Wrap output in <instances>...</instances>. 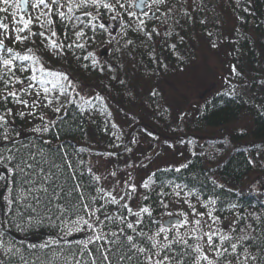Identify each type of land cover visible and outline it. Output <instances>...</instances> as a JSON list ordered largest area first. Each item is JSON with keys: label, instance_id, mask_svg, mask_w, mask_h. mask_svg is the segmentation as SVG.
Instances as JSON below:
<instances>
[{"label": "trees", "instance_id": "obj_1", "mask_svg": "<svg viewBox=\"0 0 264 264\" xmlns=\"http://www.w3.org/2000/svg\"><path fill=\"white\" fill-rule=\"evenodd\" d=\"M217 2H222L231 10L234 25L219 24L216 28V25L205 23L202 27H192L188 33L181 25L179 30H171V35H166L165 40L156 39L154 33L150 40L143 32L135 33V37L130 29L125 39L102 60L96 56L100 66L104 67L103 72L86 68L85 65L90 64V61L76 57H83L88 52L96 54L97 36L103 35L107 39L108 25L106 30L97 27L95 33L85 24L79 25L76 31L83 28L85 32L80 43H85L93 35L95 40L88 41L83 50L65 48L66 58L53 55L50 44L39 36L32 38L34 44L28 41L9 44V47L21 53L32 47L46 67L69 73L76 82V89L84 91L81 95L91 99L95 107L81 114L76 104H71L56 114L52 108L40 105L35 108V116L26 114L21 118L18 113L23 111L24 106L10 102L7 104L12 109L11 125L8 127L10 139L7 142L0 141V147L7 144L8 147L15 145L26 148L28 145L35 146V140L37 147H44L45 151L62 145L89 161L99 162L96 166H91L89 162L97 175L102 172L96 168L106 163L108 173L115 171L116 176L101 180V186L109 190L115 188L114 195L119 198L124 188L123 182L130 178L136 185L130 207L134 211L140 205L153 209V219L145 217L144 228L148 222L156 225L155 221L162 222L168 218L164 213L170 212L169 204L166 209L159 208L158 202L154 200V193L161 184L175 183L186 185L187 190L208 191L207 194L219 197L223 205H236L232 211H237L240 217L245 218L236 225L237 233L253 237L246 240L245 244L259 255L260 249L264 248V0ZM30 12L34 17L35 12L31 8ZM53 19L56 20L55 31L65 44L75 40L71 29L68 30V39H64L63 25L58 18ZM83 19L87 22L86 17ZM152 28L146 29L145 26L146 31ZM32 31H41L35 22ZM209 32L211 36L207 35ZM180 37H183L182 41ZM127 40L133 43L126 44ZM142 40L147 43L145 48L135 45ZM212 43H216L217 47L213 48ZM107 44L112 47L115 41ZM172 44L176 45L174 50L170 47ZM198 45L214 50L217 56L223 75L218 74L220 70L213 71L212 75H219V89L204 101L190 104L186 100L174 102L167 94L166 87L173 77L198 68ZM109 65L113 70H109ZM233 65L240 75L232 72ZM113 75L124 79L127 85L117 84L111 79ZM232 89H235L234 93L225 94ZM153 90L158 93L156 97L150 95ZM70 95L84 108H89L75 93ZM97 95L103 96L104 101L93 99ZM29 97L21 95L28 102L31 101ZM167 98L169 101L165 103ZM61 103H67L66 99L61 97ZM181 113L187 114L182 120L179 119ZM41 114L45 116L44 121L39 118ZM61 120L63 123H59ZM52 121L57 122L58 126L52 127L50 132L38 134L34 131ZM44 141H51V145H44ZM139 147L141 149L137 150ZM81 148L83 152H80ZM170 155L188 166L179 172L173 170L179 166L158 170L153 168L156 159H167ZM250 159L255 163H249ZM129 164L133 166L128 167ZM152 173H155V183L151 185V190L143 189L141 183ZM256 185L258 188L254 189ZM144 195H148L149 199L144 200ZM111 207L112 213L124 211L119 206ZM256 216L260 217L259 222L255 221ZM246 225H253L255 231L247 229ZM53 229L45 223L31 228L25 225L23 230L11 225L5 238L24 247V260L35 259L33 250L27 245H39L50 239L57 232ZM239 229L245 231L240 232ZM12 232L17 233L22 240L12 239ZM77 235L78 239L84 237L82 232ZM36 255L44 256V253L37 252ZM18 264H23V261Z\"/></svg>", "mask_w": 264, "mask_h": 264}, {"label": "snow or ice", "instance_id": "obj_2", "mask_svg": "<svg viewBox=\"0 0 264 264\" xmlns=\"http://www.w3.org/2000/svg\"><path fill=\"white\" fill-rule=\"evenodd\" d=\"M146 5L147 11L144 10ZM161 6L164 9L162 13ZM30 8L35 12L34 17L29 12ZM135 9H140V15H137ZM197 10H207L204 0H200L199 4L197 0H0V14H3L0 15V107L3 109L0 111V141L7 142L10 139L8 127L11 125L12 109L7 107L10 102L32 109L27 113L20 111L18 115L21 118L26 114L35 116V108L40 105L52 108L56 114H60L62 109L66 110L71 104H76L81 114L95 107L91 99L80 95L76 82L70 78L69 73L46 67L34 48L28 47L21 53L14 47H9L6 41H11L13 45L25 41L34 44L32 38L39 36L42 41L50 44L53 55L66 58L65 48L83 50L88 41L95 40L93 35L88 37L85 43L79 42L85 37L83 28L76 31L81 24H85L95 33L97 27L106 30V25L102 22L105 16L113 21L121 20L123 24L122 17L127 15L136 21L134 31L143 32L150 40L153 33H160L155 27L146 31L145 18L160 19L157 13H161L167 20L173 14L179 13L181 17L191 20L193 11ZM8 16L12 18L11 26L6 23ZM53 17L58 18L63 25L64 39H68V30L71 29L75 40L65 44L58 37L55 31L56 20ZM34 22L41 31H32ZM200 23L205 24L207 21L201 20ZM123 27L121 39L127 35V29L131 25L124 24ZM23 33L27 35H22ZM107 34L112 37L108 42L112 43L115 37L111 31ZM207 35L211 36L212 33ZM54 37L56 39H53ZM180 39L182 41L183 37ZM132 43L131 40L126 41V44ZM211 46L215 48L217 44L212 43ZM170 47L174 50L176 45L172 44ZM76 59L90 61V64L85 65L86 68L104 71L94 52H88L83 57L77 56ZM153 59L155 60V57ZM108 68L113 70L111 65ZM232 72L240 75L236 72L235 65L232 66ZM111 79L117 84L127 85L118 75H113ZM17 85L20 87L17 88ZM234 92L235 89H232L225 94ZM70 93H75L89 108H84ZM22 94H35L36 99L29 105L27 99L21 98ZM128 94L132 95L131 92ZM150 95L156 97L158 93L153 90ZM61 97L65 98L67 103H61ZM93 99L104 101V97L99 95ZM185 115L187 114L181 113L179 119L182 120ZM39 118L45 120L43 114ZM57 126V122L52 121L45 123L42 128H35L34 131L38 134L48 133L52 127ZM42 143L51 145V141ZM83 151L81 148L80 152ZM101 155L113 156L115 153ZM249 163L254 164L255 161L250 159ZM187 166L182 164L173 170L179 172ZM0 169L3 170L0 171V252L5 257L19 254L15 244L9 243L5 238L11 225L23 230L25 225L31 228L47 221L50 226L58 229L55 235L45 242L27 245V248L33 250L35 259L24 260L21 257L23 264H233V260L236 264L264 262V248L260 249L259 255H253L245 244L246 240L253 237L247 234L234 236L232 233L238 231L236 227H218L204 231L202 220L205 214L211 224L219 223L220 218L214 215L216 200L201 202V207L206 212L198 213L190 199L196 193L191 189L185 191L186 185L175 184L168 193H165L161 186L159 194L161 197L174 195L183 199L192 215L197 218L190 222L188 213L182 210L177 213L165 212L164 215L168 216L171 222L155 221L156 227L149 232L143 225L145 217L153 219V209L140 205L138 210L134 211L130 207V200L136 193L135 183L130 178L125 180L124 188L117 198V195H114L115 188L109 190L101 186V176L92 171L89 162L82 158L71 159L62 145L45 151L44 147L34 145L25 148L15 145L8 147L4 144L0 147ZM109 175L115 177L116 172L112 171ZM85 176L89 177L87 182L84 181ZM154 176L155 173L150 174L148 179L141 183V187L151 190V185L155 183ZM143 199L148 200L149 196L144 195ZM197 200L199 201L198 196ZM158 204L165 209L168 207L164 199H160ZM110 206H119L124 211L109 213ZM232 207L235 208L236 205ZM242 219L245 218L238 216L233 222L234 225H238ZM254 219L260 221L259 216ZM182 228L186 229L183 233ZM246 228L255 231L253 225H246ZM239 231L244 232L245 229ZM81 232L84 233L83 238H72ZM189 240L193 243H189ZM205 244L208 252L204 250ZM37 252H43L44 256L36 255ZM0 264L11 262L0 259Z\"/></svg>", "mask_w": 264, "mask_h": 264}, {"label": "rangeland", "instance_id": "obj_3", "mask_svg": "<svg viewBox=\"0 0 264 264\" xmlns=\"http://www.w3.org/2000/svg\"><path fill=\"white\" fill-rule=\"evenodd\" d=\"M200 0H197V4H199ZM204 3L207 5V10L206 11H193L192 13V19L189 20L187 17H181L179 13H175L171 16V18L165 20L163 15L161 14L163 12V6H161V13H157V15L160 17V19H148L145 18V26L146 29H151L152 27H155L160 35H156L154 33V36L156 37V39L158 40H165L166 38V33L170 32L171 30L178 29L180 28V26L182 25L184 27V29H186V33H188V31H190V29L192 27H202L204 24L200 23L201 20H206L207 21V25L209 24H213V25H219V24H224V25H228V26H232L234 25V19H233V15L231 13V10H229L228 8H226V6L223 5L222 2H217V0H204ZM147 7V6H146ZM155 6H153L154 8ZM178 7V6H177ZM130 11L133 9H129ZM148 10V8H147ZM103 11V10H102ZM137 15H140L137 13ZM116 21H113L110 19V17H106V19H104L102 22L105 23V25L108 27V31L112 32V36L115 37V39H113V41H115V44L111 47L110 45L107 44V42L112 39V37H110L107 33L106 35H108L107 39L105 36H97V51H96V56L98 59L102 60L107 54H109V52L118 44H120L123 39H125V36L123 39H121V33L122 31H124V24H128L131 25V27L128 30H132V33L135 37V33L139 32V31H134L135 27H136V21H134L133 19H130L127 15L122 17V21L123 24L121 23V20L119 21V25H118V29H117V33L114 32V25H116ZM163 21V22H161ZM6 23H8L10 26L12 25V18L10 16H8ZM144 26V27H145ZM218 28V26L216 27ZM165 34V35H164ZM7 44H11V41H7ZM136 46H138L139 48H145L147 43L142 41H137L135 43ZM197 55H198V68L195 70H189L186 71L184 73H181L175 77H173L170 82V84L168 85V87H166V92L168 95L171 96L170 99L174 100V102H182V100H186L190 103H194V102H200V101H204L207 96L211 95V93H214L215 90L219 89V82H220V77L219 75H223L222 71H221V67L219 64V61L217 59V56L214 52V50L212 49H208L207 47L204 46H199L198 45V51H197ZM216 70H220L217 71L218 72V76H214L212 75V72L216 71ZM220 72V73H219ZM221 83V82H220ZM214 90V91H212ZM78 92H80V95L84 93V91H82L81 89H77ZM167 95V96H168ZM29 99L31 101H29V105L32 104V101L35 99V94H33L32 96L29 97ZM168 103L169 98H167V100L165 99V103ZM31 108H24L23 111L25 113L31 111ZM33 143V142H30ZM141 145V144H140ZM35 146L37 147L38 144L35 140ZM141 149L140 147L137 149L139 150ZM136 150V151H137ZM69 157L73 160H77V159H84L86 162H90L91 166L92 165H97L96 160L92 161V160H88L86 157H84L83 155H80L78 153H76L75 151L69 149L66 150ZM94 159V158H93ZM183 164L182 160H174L172 158V156H168L167 159H156L153 163V168L154 169H161L163 167L166 168H170V167H174V166H181ZM107 164L106 163H102L100 164L99 168H96L97 170L101 171L102 173H99L101 176V180H108L111 175H109L107 169ZM93 169V168H92ZM95 169V168H94ZM87 176L84 177V181L85 179L88 180L89 178H86ZM170 184V183H169ZM161 184L157 191H155L154 195L156 196V199H154L156 202H158L160 199H166V202H168L169 204V211L171 213H177L180 212L181 210L183 212L188 213V220L191 222L194 219H196L197 217H194L191 213V210L188 208V206L184 203L183 199H179L177 197H175L174 195H169V196H164L161 197L160 196V190H161V186H163V191L165 193L170 192L171 187L174 184ZM258 185H256L254 187V189H257ZM89 191H91V188L88 189ZM185 191H187V189H185ZM194 193H196V195L192 196L191 202L193 204H195L196 206V211L199 212H206V210L201 207V202L206 201L208 199H215L216 200V205H215V212L214 215L218 216L219 219V223L218 224H211V222L208 219L207 214H205L203 220H202V227L204 229V231H209L210 228H223V229H228L231 227H236V225H234V221L237 220L238 216H240L238 214L237 211H232L234 210V208L231 206L232 204H227V205H223L220 202V198L216 197L214 195H209L207 193H209L207 191V193H205L202 190H196L193 191ZM197 196L199 197V201L197 200ZM159 208H163L159 205ZM109 213H112V207L110 206L108 208ZM165 220V219H164ZM163 220V221H164ZM162 221V222H163ZM46 226L48 225L47 221H45ZM41 226V225H40ZM156 227V225H152L150 222L147 223V226L144 228L146 231L151 232L154 228ZM191 225L189 226V230H190ZM53 230L58 231L57 228L54 227ZM186 229H181V232H185ZM13 234H17L15 232H12ZM234 236L236 235H240L237 232L236 233H232ZM18 235V234H17ZM12 239H14L13 237H11ZM73 239H78L79 236L77 235V233L72 237ZM171 238V237H170ZM15 240V239H14ZM9 243H14V241L12 240H7ZM189 243H193V241L189 240ZM15 244V243H14ZM15 248L19 249V254L15 255V256H10V257H5L3 255L2 252H0V258L1 259H6V260H10L11 264H18L19 262H21V257H25V253L22 252V250H24L23 246H20L18 244H15ZM249 252H251L253 255H258L257 253H255L254 251H252L250 248H247ZM204 250L205 252H208V248L206 246V244L204 245ZM25 259V258H24ZM233 264H236L235 260H233Z\"/></svg>", "mask_w": 264, "mask_h": 264}, {"label": "water", "instance_id": "obj_4", "mask_svg": "<svg viewBox=\"0 0 264 264\" xmlns=\"http://www.w3.org/2000/svg\"><path fill=\"white\" fill-rule=\"evenodd\" d=\"M137 2H138V0H137ZM147 6V5H146ZM145 6V8H144V10L145 11H147V7ZM137 12H139L140 13V9H135ZM118 25H119V21H117V23H116V31H117V29H118ZM171 221L169 220V219H167L166 221H165V223H170ZM11 236L14 238V239H16L17 241H20L21 240V238L20 237H18L17 235H15V234H11Z\"/></svg>", "mask_w": 264, "mask_h": 264}, {"label": "flooded vegetation", "instance_id": "obj_5", "mask_svg": "<svg viewBox=\"0 0 264 264\" xmlns=\"http://www.w3.org/2000/svg\"><path fill=\"white\" fill-rule=\"evenodd\" d=\"M30 11V10H29ZM0 15H3V14H0ZM6 43H7V41H6Z\"/></svg>", "mask_w": 264, "mask_h": 264}]
</instances>
